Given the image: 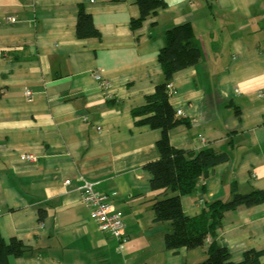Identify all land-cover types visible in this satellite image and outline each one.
<instances>
[{
	"label": "crops",
	"instance_id": "obj_1",
	"mask_svg": "<svg viewBox=\"0 0 264 264\" xmlns=\"http://www.w3.org/2000/svg\"><path fill=\"white\" fill-rule=\"evenodd\" d=\"M164 2L132 29L136 0H0V236L25 247L9 264H198L213 240L235 263L264 250V203L226 212L201 248L165 249L171 226L153 221L145 169L161 134L131 116L163 80L167 30L191 24L200 59L173 75L169 97L189 124L170 143L228 160L181 197L182 211L193 218L206 202L230 201L233 183L239 194L263 190L264 0ZM80 9L97 37L77 36ZM85 182L121 214L125 242L97 229Z\"/></svg>",
	"mask_w": 264,
	"mask_h": 264
},
{
	"label": "trees",
	"instance_id": "obj_2",
	"mask_svg": "<svg viewBox=\"0 0 264 264\" xmlns=\"http://www.w3.org/2000/svg\"><path fill=\"white\" fill-rule=\"evenodd\" d=\"M136 3L139 17L131 20L132 29L139 28L144 20L165 7L164 0H136ZM76 34L79 38L99 35L91 16L82 9L77 15ZM199 59L191 24L184 23L167 30L165 45L157 56L163 80L155 87L153 94L145 98L143 105L131 111L136 125L148 126L152 130H159L161 134L156 142L158 159L145 165V169L151 175L150 187L157 198L152 204L153 221L170 224L171 231L164 237V246L173 252L203 247L223 226L226 212L239 206L249 208L264 203V189L239 194L233 183L230 201L206 202L202 212L193 218L185 216L182 211L181 197L195 191L212 167L228 160L225 152L210 148L183 150L170 143L169 132L189 123L177 116L166 87L176 72L196 65ZM40 217H43L42 213ZM24 251L25 247L20 241L14 239L7 244L0 236V264H9L10 256H20ZM263 254L264 250H249L243 254L240 262L235 263L230 260L226 247L213 240L207 246L206 258L198 264H261L260 257Z\"/></svg>",
	"mask_w": 264,
	"mask_h": 264
},
{
	"label": "built area",
	"instance_id": "obj_3",
	"mask_svg": "<svg viewBox=\"0 0 264 264\" xmlns=\"http://www.w3.org/2000/svg\"><path fill=\"white\" fill-rule=\"evenodd\" d=\"M90 2H93V0H90ZM93 76L96 81H101V72H96ZM101 84L103 85L104 83ZM166 88L169 95L175 94V88L172 83H169ZM26 95L30 96V92H26ZM177 115L179 116L181 113L178 111ZM21 158L28 161L35 159L32 155H22ZM68 183L69 181H65V184ZM81 194L84 203L89 208L90 218L97 225V229L117 239L120 243L125 242L127 235L124 220L121 214L116 212L107 202V196L101 195L93 188V184L88 182H85L81 187Z\"/></svg>",
	"mask_w": 264,
	"mask_h": 264
}]
</instances>
